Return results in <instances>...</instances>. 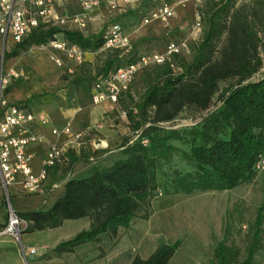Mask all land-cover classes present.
<instances>
[{"label": "trees", "instance_id": "trees-1", "mask_svg": "<svg viewBox=\"0 0 264 264\" xmlns=\"http://www.w3.org/2000/svg\"><path fill=\"white\" fill-rule=\"evenodd\" d=\"M205 20L202 41L192 48V61L176 53L171 61L139 71L136 79L145 85V92L129 115L138 138L123 145L121 159L105 168H92L85 178L68 180L64 194L49 209L17 212L28 223L23 233L52 230L66 220L89 218L90 230L81 231L53 249V254L59 256L103 237L117 236L120 229H129L138 217L149 220L151 201L159 189L158 162L171 160L180 151L174 140L182 139L179 133L165 132L161 124L175 121L186 107L208 110L218 93L219 107L205 117L201 126L191 129L190 150L180 151L193 171L175 172L173 191L165 194L231 191L256 177V165L264 158V77L258 82L250 79L264 64V0L240 6H236V0H209ZM60 33L83 50L101 49L104 44V33L99 37L85 36L79 31L41 24L11 52H5L4 58H17L31 46H45ZM176 58L180 59L177 63ZM139 59L117 66L115 60L108 59L94 83ZM178 69L182 71L177 73ZM232 80V84L220 89L222 82ZM71 83H91L92 89L95 85L91 77L77 74ZM127 96L133 97L132 87L118 99ZM228 131V137L219 138ZM86 155L72 154L71 167L87 160ZM260 209L255 222L257 231L245 259L241 260L239 249L224 239L217 244L211 264H256L255 255L263 238L264 207ZM181 245V240L159 245L148 259L138 256L131 264H169Z\"/></svg>", "mask_w": 264, "mask_h": 264}, {"label": "rangeland", "instance_id": "rangeland-1", "mask_svg": "<svg viewBox=\"0 0 264 264\" xmlns=\"http://www.w3.org/2000/svg\"><path fill=\"white\" fill-rule=\"evenodd\" d=\"M208 1L140 0L128 7L121 6L122 1L121 4L118 3L116 6L102 2L90 13L85 36L99 37L102 33L106 35L108 27L117 24L131 42L128 50L120 49L115 52V50H108L104 47L83 50L85 58L83 63H79L67 57L64 52L54 49L48 42L45 46H31V48L22 50L17 58H4L5 62L3 64L5 63L7 70L14 61L20 60L36 72L34 77L41 78L44 81L47 91L33 97L31 102L34 105L33 112L49 117L52 110L50 105L54 103L44 106L47 104V100L50 99V95L55 96L56 101L65 104L66 107L68 106L67 108L73 107L80 87L71 83L75 75L91 77L93 84L108 59L115 60L114 66H117L119 63L125 64L143 56L151 57L160 54L165 56L169 44L176 42L182 46L181 57L188 62L192 61V48L202 41L206 26L205 13ZM250 1L236 0V6ZM163 5L171 7L176 13L175 17L165 23L159 21L144 25L142 22L144 14ZM79 12L80 6L78 3L70 2L61 7L58 14L63 18L66 15L72 18L78 15ZM198 22L202 25L200 30L197 25ZM65 23V26L69 25L67 20ZM61 38L62 35H57V39L60 40ZM222 43L223 40L219 45H222ZM2 47L0 40V48ZM56 59H61L62 65L60 67L56 63ZM175 60L176 63L180 61L178 58ZM154 65L156 64H148L147 69H152ZM21 69L25 74V68ZM181 71L178 69L177 73ZM25 76L28 78L27 74ZM263 77L264 64L260 72L250 81L258 82ZM233 82L234 80L222 82L220 89L228 87ZM87 85L90 87L89 93L91 95V83H87ZM23 86L24 84L20 85L19 88L11 86L9 90L11 88L17 90ZM131 87L132 98L127 96L119 100V103L108 101L100 105L105 107V113L96 117V120L88 126L83 125V123L76 126L73 124L76 122V116L71 118V128L73 126L76 131H82L85 135L82 146L73 153L77 157L87 154L88 159L81 160L71 167V155L73 153H70L69 165L64 168L62 179H60L62 183L73 178L77 179L90 175L92 168L95 167L94 165L99 168L112 165L121 159L123 145L128 140L133 141L138 138V134L132 131V121L129 115L144 94L145 85L137 78ZM218 95L219 93L208 110L199 111L193 106L186 107L175 121L161 124L165 132L180 134L182 139L174 140L175 146L180 151L190 150L191 129L201 126L205 117L219 107L220 99ZM93 107L95 105L90 99V102L86 105L85 116ZM80 119H83V117ZM228 135L229 131L222 133L219 138H226ZM109 136L110 138L125 139V142L120 140L121 142L117 146L109 148L106 154H101L102 150L98 149L97 146H100ZM35 145L41 144L35 143ZM35 145L30 144L28 148ZM180 151H177L171 160L158 162L159 189L151 201L149 211L152 214L150 219L144 220L138 217L132 221L129 229H120L117 236H109V238L105 237L97 241V245L105 246L107 250L110 249L111 251L108 264H131L133 259L138 256L142 259H148L159 245L173 244L180 240L182 245L169 264H211L214 260V250L217 244L224 239H226L229 246L239 249L241 260L245 259L252 236L257 231L256 218L261 210L260 208L264 207V170L258 171L256 177L249 184H243L231 191H194L189 195L183 193L166 195V191L170 193L173 191L171 180L175 172L179 171L182 174H187L193 171V168L186 163ZM91 153L92 156H89ZM75 170L81 172L78 177H74ZM61 193V189L58 191L56 189L50 191L45 198L14 196L12 193L10 205L6 194L0 190V211H2L0 212V225L7 221L5 216L8 215L10 206L16 213L47 209L51 207L56 199L61 197ZM84 222L87 221H68L62 229H52L43 233H24L23 245H25L26 250L34 248L36 254L23 256L21 245L15 239H13V243L0 244V264H35V261L38 260L37 257L30 256L45 254L43 250L37 249L38 247L48 245L47 243L52 244L56 240H64L63 242L70 240L64 238L66 234L80 230L81 227H84ZM26 227L25 222L21 229L24 230ZM5 238L3 237L2 240H5ZM49 256L45 254L44 257Z\"/></svg>", "mask_w": 264, "mask_h": 264}, {"label": "built area", "instance_id": "built-area-1", "mask_svg": "<svg viewBox=\"0 0 264 264\" xmlns=\"http://www.w3.org/2000/svg\"><path fill=\"white\" fill-rule=\"evenodd\" d=\"M138 1L140 0H0V40L3 46L0 48V190L6 194L8 202L12 193L14 196L45 198L50 191L62 187L64 183L60 180L54 182L51 180L53 170L57 169L60 175H63L64 168L70 162V152L82 146L85 135L82 131L74 132L70 124L63 127V130L53 127L51 129L53 139L42 132H37V129L47 126L50 119L44 114L33 112L27 106L16 105L7 99L6 91L11 79L18 78L20 74L6 72L3 64L5 52L28 38L41 24L79 31L85 35L90 13L102 2L111 6L119 3L123 7H128ZM70 2H77L80 12L72 18L68 15L63 18L58 14L59 9ZM175 14L171 7L163 5L146 12L142 22L144 25L159 21L165 23L173 19ZM66 20L68 26H65ZM197 25L200 30L202 25L200 22ZM59 35H62L60 40L56 35L48 44L57 51L64 52L67 57L83 63L85 58L83 49L77 44H70L62 33ZM103 43L104 48L112 51L128 50L131 46L128 37L117 24L108 27ZM180 52L182 46L174 42L167 47L165 56L161 54L143 56L137 62L119 67L115 72L100 78L91 91L93 104L99 106L108 101L117 103L119 95L130 89L141 68L151 63L160 65L171 61L172 56ZM56 63L60 67L61 59H56ZM35 143L47 146L45 153L38 157L40 168L36 172L32 163L37 156L27 153V147ZM256 166L257 171L264 170V158ZM9 203L11 205V202ZM7 217V221L0 226V239L11 237L19 241L23 256L36 254L34 248L26 250L21 242L26 229L21 228L26 221L17 215L12 206ZM26 224L28 226L27 222ZM260 251L261 264H264V245Z\"/></svg>", "mask_w": 264, "mask_h": 264}, {"label": "crops", "instance_id": "crops-1", "mask_svg": "<svg viewBox=\"0 0 264 264\" xmlns=\"http://www.w3.org/2000/svg\"><path fill=\"white\" fill-rule=\"evenodd\" d=\"M15 47H11L9 48L6 52H11ZM5 56V55H4ZM5 62V61H4ZM25 68L26 72L25 74H27L28 78L25 76V74L22 72L21 68ZM4 68L6 70L5 67V63H4ZM10 68V69H9ZM9 68L6 70V72H16L19 73L20 76L18 78H13L10 81V84L8 86V89L6 91V97L7 99L11 102L14 103L16 105H24L29 107L32 111H33V107L34 105H32V100L33 97H37L38 95L43 94L44 92L47 91V87L44 83V81L41 78H37L34 77L36 75V72H34V70L30 69L29 67H27L22 61H14L12 63V65L9 66ZM18 68V69H16ZM15 69V70H13ZM24 84L23 87H21L20 89L14 90L15 88H19L20 85ZM27 84V85H25ZM11 86H14L15 88H11ZM79 92L76 96V102L73 103V107L71 106L70 108H67L65 104H61L58 101H56L55 96L50 95V99L47 100V104L44 106H48L51 103H54L53 105H50L52 110H51V115L50 117V121L48 123L47 126L41 128V129H37V132H42L45 135H47L49 138L53 139L54 136L52 135V128L56 127L60 130H63V127H65L67 124H71V118L76 116V122H74V125H80V123L83 125H89L91 122H94V120H96L95 118L98 117L99 115H102L103 113H105V107L104 106H95L93 107V109H91L90 112H87V116H85L86 114V105H88V103L90 102L91 99V95H90V87L87 85V83H81L79 85ZM14 90V92H13ZM90 95V98H89ZM81 113V115H80ZM78 116V117H77ZM81 117H83V119H80ZM72 129L74 132H77L79 130L76 131V129L73 128ZM112 137V136H111ZM119 138H110V136L103 141V143L100 146H97L98 149H101L102 152L101 154H106V152L109 150V148L117 146L121 141L124 142V140H121ZM35 145V144H34ZM47 149V146L45 144H41V145H35V146H31V147H27V153L28 154H32V155H36L37 157H35V160H33V168L35 170V172L37 170H39L40 168V162L38 157L42 156L45 151ZM122 149V148H121ZM95 150V149H94ZM74 151H71L70 153L72 154ZM74 154V153H73ZM89 156H92V153L89 154ZM95 167H97L96 165H94ZM81 172L75 170L74 171V177H78V175H80ZM89 176V175H88ZM87 176L84 177H79V178H85ZM77 178V179H79ZM62 179V176L60 175V172H58V170L54 169L53 170V176H52V181H56V180H60ZM76 179V178H73ZM65 183L62 187H60L59 189H61L62 193L61 196L64 194L65 192ZM57 189V191L59 190ZM55 191V190H53ZM14 195V194H13ZM16 196V195H15ZM57 200V199H56ZM55 200V202H56ZM9 202H11V200H9ZM54 202V203H55ZM53 203V204H54ZM52 204V205H53ZM51 205V206H52ZM50 208V207H49ZM47 208V209H49ZM2 212V211H0ZM6 219H8L7 216H5ZM87 221L84 222L85 224H83L84 227H81L80 230H77L74 233L71 234H66V236L64 238L67 239H71L73 237H75V235L80 234L81 231H88L91 228V220L89 218H82L80 220H66V222L68 221ZM66 222H64V224L59 227V228H55V229H62L64 227V225L66 224ZM1 226V225H0ZM264 223L262 226V232L264 231ZM49 230H43V231H38L35 233H43ZM24 235V233H23ZM23 235L21 237V242L23 245ZM262 241H261V246L260 248L257 250L258 252L255 255V262L256 264H261V248L264 245V234L262 233ZM105 238V237H103ZM3 239V238H2ZM0 239V244L3 243H13V238L11 237H6L5 240ZM62 241H54L52 242V244L47 243L48 245H43L42 247H38L37 249L43 250L45 252V254L50 255L49 257H44L45 254L42 253L40 256H30V257H37L35 261V264H108V261L110 260V254L111 251L110 249L107 250L105 246L101 247L100 245H97V241H95L94 243H88V244H83L81 245V247H78L74 250V252H70L67 254H62V255H54L53 254V249L60 244V242ZM110 251V252H109ZM41 257V258H40ZM28 263V262H27Z\"/></svg>", "mask_w": 264, "mask_h": 264}]
</instances>
